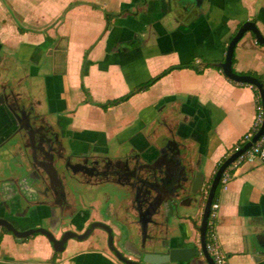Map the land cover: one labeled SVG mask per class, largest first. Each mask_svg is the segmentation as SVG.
Listing matches in <instances>:
<instances>
[{"label":"crops","instance_id":"1","mask_svg":"<svg viewBox=\"0 0 264 264\" xmlns=\"http://www.w3.org/2000/svg\"><path fill=\"white\" fill-rule=\"evenodd\" d=\"M210 3L204 1L191 18L174 21L166 0H0V58L4 67H18L16 75L23 76L33 98L59 113L78 137L101 144L134 139L140 148L160 147L157 133L178 111V123L171 124L181 132L177 138L188 137L196 168L212 178L252 127L257 103L251 85L232 82L218 66L200 64L224 60L229 41L248 18L264 33V0ZM180 63L193 65L172 69L118 104L100 105ZM233 67L264 75V44L252 31L238 41ZM218 198L216 233L228 264H263L252 246L255 231L264 229V160L240 164ZM189 216L183 210L174 220L196 241ZM174 232H179L176 224ZM199 258L206 264L203 254ZM34 261L125 264L105 241L92 237L72 239L61 254H54L44 234L24 242L5 236L0 264Z\"/></svg>","mask_w":264,"mask_h":264},{"label":"flooded vegetation","instance_id":"2","mask_svg":"<svg viewBox=\"0 0 264 264\" xmlns=\"http://www.w3.org/2000/svg\"><path fill=\"white\" fill-rule=\"evenodd\" d=\"M203 1L210 3L213 0ZM199 4H203L202 0ZM193 6L188 2L185 8ZM199 10L196 9L195 13ZM4 63L0 58V169L6 175L3 177L4 192L13 199L15 207L11 214L0 206V218H7L0 223V246L8 234L19 242L40 234L18 237L8 226L28 230L43 225L52 228L54 235L61 238L66 230L82 234L92 223L98 222L112 227L117 245L126 236L142 235L143 219L165 218L163 206L155 203L159 196L154 198L150 192L154 183L151 175L156 169L158 176L165 180L162 182L164 192H158V195L163 197L171 193L172 187L179 184L177 180L183 175V162L179 155H171L164 142L160 148L153 145L140 148L134 139L123 142L114 139L111 144H101L78 137L65 125L59 113L50 106L41 105L40 98H33L23 76L16 75L17 66L9 69L3 66L6 65ZM42 165L51 170V186L54 187V202L42 209L49 215L46 218H40L39 211L35 215H25L18 185L19 180L24 192L36 195V181ZM24 168L28 172L24 173ZM167 174H170L169 178ZM173 178L175 180L171 186L170 180ZM212 180L213 177H205L197 193L189 192L183 197V209L193 220L198 238L203 212H197V209L204 210ZM157 206L160 211L152 214L151 211ZM169 216L167 213L166 217ZM94 234L106 239L109 237L106 229L95 227L83 239L70 237L65 249L70 240H86ZM106 245L108 247L107 241ZM124 248L134 250L130 244ZM63 251L54 249V254ZM128 256L134 258L130 253Z\"/></svg>","mask_w":264,"mask_h":264},{"label":"water","instance_id":"3","mask_svg":"<svg viewBox=\"0 0 264 264\" xmlns=\"http://www.w3.org/2000/svg\"><path fill=\"white\" fill-rule=\"evenodd\" d=\"M143 3L150 4L152 0H142ZM200 0H166L168 4L167 15L174 21L187 20L192 17L195 13V10L201 9V5L199 4ZM191 2L194 6L190 9L185 8L186 3ZM204 3V1L202 0ZM248 31H252L256 36V39L264 44V33L260 29L257 21L251 18H248L242 22V25L238 28L236 33L233 35L229 44L227 46L226 56L223 61L219 64L222 67L225 74L235 81H246L255 84L261 93L263 99V110H264V87L262 83L258 80L257 77L240 73L234 70L233 68V55L235 52L236 45L238 41L244 36V34ZM180 117L179 112L175 111L170 116V123L165 122V131H158L156 139L157 143H165L167 149H170V154H176L181 157V161L183 162V172L182 177L177 180L179 181L178 185H174L172 187L171 193H166L162 197V195H158V192H164L162 186V182H164L163 177H159L156 169L152 173V177L154 179V183L152 182L151 193L154 198L158 197L155 201L156 204L163 206V213H165V218L155 219L145 218L141 223L142 235L134 234L132 236H126L125 239H122L118 242V246L114 242V236L112 234V227L108 224L104 223H92L90 228L79 234L77 232L66 230L63 233L61 238H58L54 235V230L52 228H48L46 226H38L36 228H29L28 230H18L14 226H8L16 236L18 237H26L33 233H40L47 236V238L51 241L52 246L57 251H63L66 247V242L70 237H78L79 239H83L88 236V234L95 227H103L109 233L108 237V247L112 252H114V256L125 264H203L200 261V254L204 256V263L206 264H215L213 257L210 255L207 249V226H208V218L211 210V205L215 197V193L217 187L220 182V178L224 169L236 159V157L245 149H247L254 140H257L258 137L264 132V118L261 125V128L255 133L253 140L247 142L240 150L233 152L228 158H226L222 164L217 169L212 183L207 195L205 206L203 210L202 220L198 227L200 232V237L196 240H189V235H185L182 230V225L178 222L175 223V217H180L183 213V206L185 204L183 197L189 192L197 193L199 188L201 187L205 173L203 170L197 169L195 166V158H194V148L189 143V139L186 135L182 137V139L177 138V134H181L179 129L176 131L175 124L178 123V118ZM174 124V125H171ZM183 136V135H182ZM158 148V146H156ZM160 148V147H159ZM41 173L37 178V194L31 196L24 192L23 188L19 184L21 188V198L23 201V208L25 215H35L38 211L40 213V218H46L49 215L45 212H42V209L46 207H50L51 203L54 202V187L51 186L52 181V173L51 170L42 165ZM24 173L28 172V169L24 168L22 170ZM5 174H2L0 169V206H4L7 209L8 213H13L14 211V201L10 196H7L4 192V179ZM168 178L170 174L166 175ZM174 178L170 180V185L174 183ZM169 184V183H168ZM154 185V186H153ZM42 213H41V212ZM158 210V206L155 210L151 211V213H156ZM170 214L167 218L166 214ZM2 217V216H1ZM7 218H0L1 220H6ZM149 223L151 224L149 226ZM175 224L179 232L175 231ZM255 243L252 246L253 251H255V258L259 261H262L264 264V229H258L255 231ZM137 237H139L137 239ZM126 244H130L133 246L134 250H126L124 247ZM133 255L134 258L128 256V254Z\"/></svg>","mask_w":264,"mask_h":264},{"label":"built area","instance_id":"4","mask_svg":"<svg viewBox=\"0 0 264 264\" xmlns=\"http://www.w3.org/2000/svg\"><path fill=\"white\" fill-rule=\"evenodd\" d=\"M264 118V110L262 106H257V113L254 123L242 138L232 147L233 152L240 150L247 142L253 140L255 133L261 128ZM260 159L264 160V132L254 140L252 144L243 150L235 160H233L222 172L219 184L222 188L226 187L235 175L236 168L247 160ZM220 207V199L213 200L208 218L207 226V249L213 257L215 264H228L227 253L222 248L216 233V222L218 218V210ZM209 228V230H208Z\"/></svg>","mask_w":264,"mask_h":264},{"label":"trees","instance_id":"5","mask_svg":"<svg viewBox=\"0 0 264 264\" xmlns=\"http://www.w3.org/2000/svg\"><path fill=\"white\" fill-rule=\"evenodd\" d=\"M234 60H235V52H234V55H233V63H234ZM223 61V60H222ZM221 61H206L204 63H201L200 66L203 67V66H208V65H215V66H218L219 68L222 69V67L220 66V63ZM188 65H193V64H189V63H180V64H171L169 66H167L166 68H164L162 71H160L158 74H156L155 76H153L152 78H150L149 80L145 81V82H142L140 84H138L137 86H135L134 88L130 89L128 92H126L125 94L121 95V96H118V97H115L113 99H110V100H107L106 102H101L100 105L103 106L104 108H108L109 106L111 105H115V104H118L120 103L121 101H124V100H127L128 98H130L133 94H135L136 92H139V91H142L146 88H148L151 84H153L157 79H159L160 77H162L163 75L167 74L168 72H170L172 69L176 68V67H183V66H188ZM234 68V67H233ZM199 70H201L199 68ZM223 70V69H222ZM235 70V69H234ZM236 71V70H235ZM238 72V71H237ZM240 73H244V72H240ZM245 74H250V75H253L255 77L258 78V80L262 83L263 87H264V75L258 73V72H247ZM232 82L234 83H237V84H244V85H251L254 89V93H255V97H256V103H257V106H262L263 107V99H262V96H261V93H260V90L259 88L253 84V83H250V82H246V81H235L233 79H231L230 77H228ZM233 153V149H231L227 154L226 156L220 161V163L218 164L217 168H216V171L217 169L219 168V166L222 164V162L228 158L231 154ZM216 173V172H215ZM215 175V174H214ZM222 188V185L219 184L218 187H217V190H216V193H215V197H214V200L218 198V195H219V191L220 189ZM209 230V228H208Z\"/></svg>","mask_w":264,"mask_h":264},{"label":"rangeland","instance_id":"6","mask_svg":"<svg viewBox=\"0 0 264 264\" xmlns=\"http://www.w3.org/2000/svg\"><path fill=\"white\" fill-rule=\"evenodd\" d=\"M194 209H196V208H194ZM92 238H96V239H100L101 241H108V237H107V239L106 238H104V236H103V239H102V237H100L99 235H97V234H94L93 236H92ZM139 237H137V239H138ZM60 252V251H59Z\"/></svg>","mask_w":264,"mask_h":264}]
</instances>
